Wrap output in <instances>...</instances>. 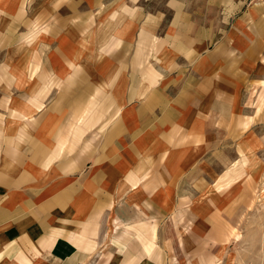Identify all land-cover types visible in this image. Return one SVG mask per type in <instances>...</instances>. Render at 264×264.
<instances>
[{
  "label": "crops",
  "instance_id": "obj_1",
  "mask_svg": "<svg viewBox=\"0 0 264 264\" xmlns=\"http://www.w3.org/2000/svg\"><path fill=\"white\" fill-rule=\"evenodd\" d=\"M182 1L0 0V51L13 46L0 58V264L225 258L222 246L201 256L216 243L208 213L246 167L216 189L209 152L223 124L228 145L247 141L241 90L263 57L264 4L222 0L217 32ZM178 212L192 227L183 241Z\"/></svg>",
  "mask_w": 264,
  "mask_h": 264
},
{
  "label": "rangeland",
  "instance_id": "obj_2",
  "mask_svg": "<svg viewBox=\"0 0 264 264\" xmlns=\"http://www.w3.org/2000/svg\"><path fill=\"white\" fill-rule=\"evenodd\" d=\"M252 1L254 2L255 0H244L241 5L242 8L246 9ZM256 1L259 2L260 0ZM221 2L222 0H187V2L183 0L182 4L185 3V6H187L185 7L186 10H195L200 14L197 20H194L198 26L211 25L216 27L218 32L223 29L222 26L225 21L222 14L224 8L221 7ZM260 2L264 4V0ZM176 5H178L177 1ZM169 6H172L171 0H151L150 2L152 11H169L171 10ZM228 7L229 10L233 11L239 7V4L232 3ZM25 12H28L25 14L30 17L32 12L30 4H25ZM30 23L31 20H29L28 27ZM7 47L8 49L4 48L0 51L1 60L7 59L11 48H13V46ZM12 50L14 51V49ZM249 77V86L241 90L244 102L239 107L253 119L250 129L243 133L242 139H247L243 144L244 147L237 148L233 147V145H228V142L234 139V133L230 132V127L223 124V127H217L216 146L211 148L213 149L212 152H209L215 158L213 162H215V172L216 177H218L215 180V184H211L215 188L218 182L222 180L221 178L231 169L232 165L234 166V163H240L239 167L241 169L246 167L244 169L246 183L244 181L233 183L230 191H225V189L224 193L218 192L216 196L220 200L219 210L211 209L208 213L209 217L215 218L216 225L212 230H214L213 234H216L215 238L213 237L216 243L212 244L210 242L211 245L203 243L201 256L208 258V247H210V251L217 252L222 246L219 256H225V258L216 264H224V262L225 264H264V51L258 66L255 65L252 68ZM225 141L227 144H225ZM239 149L242 151L241 161H239ZM205 151L207 152V150ZM224 156L227 162L221 161ZM255 176L258 177V186L254 179ZM245 184H247V188ZM215 188L213 189L215 190ZM188 205L190 204H185L184 206ZM180 213H177L178 217L172 218L171 221L173 223H171L175 224L173 229L177 234V238L183 241L192 227L189 225V220H187L189 218L186 216V219H181L182 215ZM188 216L191 217L190 214ZM228 224L231 227H236L237 233L242 235L240 241L236 242L226 234L230 229ZM206 230L200 233L201 235L204 234V238L207 235ZM231 234L233 235V232ZM222 239L224 242H222ZM167 243L170 244L169 241ZM225 252L226 254L224 255ZM228 254L229 259H226Z\"/></svg>",
  "mask_w": 264,
  "mask_h": 264
}]
</instances>
